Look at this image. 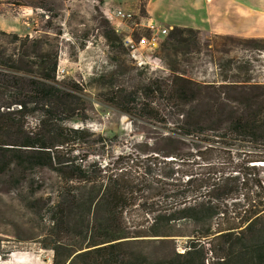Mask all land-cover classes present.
Here are the masks:
<instances>
[{"label": "trees", "instance_id": "trees-1", "mask_svg": "<svg viewBox=\"0 0 264 264\" xmlns=\"http://www.w3.org/2000/svg\"><path fill=\"white\" fill-rule=\"evenodd\" d=\"M28 1L7 3L45 9L38 0ZM105 25L108 45L122 53L121 37ZM203 34L169 30L163 59L173 69ZM59 35L0 31V177L17 173L18 183L31 191L24 192V202L47 220L40 245L53 252L52 264H207L200 245L158 258L134 249L141 241L169 244L181 218L199 227L198 241H219L228 259L218 258V264H227L236 249L242 252L239 262L264 264V181L255 165L264 163V84L250 76L252 62L231 61L214 80L198 81L174 69L166 81L149 78L133 91L111 90L129 117L167 123L153 106L166 100L174 123L168 134L174 138H153L115 157L105 138L90 141L88 130L67 124L82 117L85 90L56 78ZM222 38L264 49V39ZM36 171L40 177L30 178ZM4 242L0 237V259L11 254ZM209 252L217 247L211 244Z\"/></svg>", "mask_w": 264, "mask_h": 264}, {"label": "rangeland", "instance_id": "rangeland-1", "mask_svg": "<svg viewBox=\"0 0 264 264\" xmlns=\"http://www.w3.org/2000/svg\"><path fill=\"white\" fill-rule=\"evenodd\" d=\"M8 1L14 2V0ZM21 1L29 3L28 0ZM38 1L40 5L45 6V9L26 7L30 12L29 24L24 25V31L20 35L37 37L49 32V35L55 38V32L60 31L61 35L58 36L57 41L60 45L59 63L66 68L67 74L64 79L58 81L74 82L85 90L81 101L82 117L68 121L67 124L69 127L88 130L93 134L88 137L91 138L90 141L96 142L98 138H105L106 145L110 146L107 147L108 153L115 157L132 152L139 144H150L153 138H174L168 136L174 123L172 116L169 115L170 106L166 100L156 99L153 106L161 111L160 118L167 123L139 115L129 117L121 111L120 105L113 102L111 90L116 93L133 91L139 89L149 78L166 81L171 77L174 69L179 74L198 81L214 80L217 74L224 71L223 67L226 68L231 61H251L253 71L250 76L254 82L264 84V49L258 48L253 43L228 40L206 33L201 35L198 44L193 46V52L179 60L180 63L177 66L175 64L173 69L163 59L161 46L167 35L163 36L159 48L154 52L146 53L150 58H157V64L161 68L155 70L149 66L140 68L127 47L129 38L138 41L149 34L148 29L140 26L144 19L140 0L129 10L121 9L134 15L132 21L125 22V26L121 27L124 31L110 25L122 39V53L113 51L105 38L109 29L105 25L107 20L104 11L115 8L103 6L102 0ZM3 8L16 9L7 5ZM83 42L86 44L85 49L80 48ZM233 74L235 73H230ZM120 101L122 102V99H117L115 102ZM136 101L148 102L147 99H136ZM29 122L30 128H33L35 122L33 120ZM88 150L92 152V149ZM262 150L264 152V149ZM91 158L93 160L94 157ZM255 165L264 181V163ZM35 176L40 177L38 171L33 172L30 178ZM18 178V174L14 172L0 177V237L5 240L6 250L11 252L5 259H0V264H52L53 252L43 249L40 245L44 234L48 233L47 220L43 217V221L26 207L24 192L31 191L28 190L27 185H20ZM47 192L51 190L48 189ZM213 225L215 228L216 222H213ZM198 228L194 221L181 218L170 230L173 237L170 238L172 241H169V244L141 241L136 242L134 249L152 258H158L164 254L172 256L173 250L182 254L181 251L187 246L200 245L205 247L206 254L208 253L209 264H218V258L228 259L226 252L220 248L219 241L214 240L213 236L198 241L201 236ZM211 244L217 247V253L209 252ZM236 251L227 264H243L239 262L242 252L240 249Z\"/></svg>", "mask_w": 264, "mask_h": 264}, {"label": "crops", "instance_id": "crops-1", "mask_svg": "<svg viewBox=\"0 0 264 264\" xmlns=\"http://www.w3.org/2000/svg\"><path fill=\"white\" fill-rule=\"evenodd\" d=\"M7 1L0 0V30L21 36L30 12L26 7L3 8L14 6ZM138 1L102 0V4L129 10ZM145 11L140 26L146 29L155 25L162 30L178 27L215 37L264 39V0H146ZM121 25L118 28L123 30L125 23Z\"/></svg>", "mask_w": 264, "mask_h": 264}, {"label": "built area", "instance_id": "built-area-1", "mask_svg": "<svg viewBox=\"0 0 264 264\" xmlns=\"http://www.w3.org/2000/svg\"><path fill=\"white\" fill-rule=\"evenodd\" d=\"M104 14L107 22L116 27L134 19V15L132 13L124 12L119 8L106 10L104 11ZM147 29L149 31V36L142 37L138 41L129 38V40H127V47L131 52V56L137 60L140 68L149 66L152 70L160 69L161 66L157 64L158 59L150 58L146 53L156 51L160 46L161 38L168 35L169 30L159 29L155 25H151L147 27ZM66 74V68L59 63L56 72L57 80L64 79ZM185 251L186 249L181 251V253L184 254ZM207 264H209V262H207Z\"/></svg>", "mask_w": 264, "mask_h": 264}]
</instances>
